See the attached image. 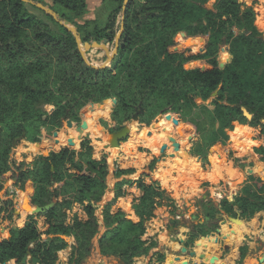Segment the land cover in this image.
<instances>
[{
  "label": "trees",
  "instance_id": "16d2710c",
  "mask_svg": "<svg viewBox=\"0 0 264 264\" xmlns=\"http://www.w3.org/2000/svg\"><path fill=\"white\" fill-rule=\"evenodd\" d=\"M31 1L43 4L41 0ZM53 1L51 9L62 21L75 26L83 47L93 43L114 45L121 30L124 0H111L115 8L104 27L94 22L79 24L87 13V0ZM206 3L207 0H130L118 57L110 67L95 69L84 61L74 35L52 16L21 0H0V179L12 171V146L24 136L36 151L51 150L26 169L24 165L17 169V182L26 191L25 200L28 204L29 198L32 207L56 201L53 209L40 215L47 219L43 230L35 216H30L23 228L13 226L8 236H0V264H21L29 255L40 264H57V253L67 248L68 237L76 241L70 264H83L90 255L92 242L100 233L95 207L107 189L108 167L105 161L94 159L88 138L77 150L62 145L54 133H65L67 121L80 125L83 113L96 104L103 102L90 117L86 116L88 125L70 130L83 137L90 134L99 138L98 113L111 114L116 99L112 117L120 126L141 109V124L149 126L164 115L171 122L183 120L193 126L201 139L193 154L205 156L204 160L213 146L226 144L234 122L260 127L264 137V38L255 25L254 11L244 10L238 0H217L215 12L207 10ZM258 23L262 30L264 19L259 18ZM181 32L208 40L205 45L193 46L197 52L189 56L172 53L170 48ZM190 42L184 41L182 46ZM191 62L198 65L187 69ZM245 110L251 119L244 115ZM169 124L159 118L151 129L161 133ZM233 146H239L238 151L246 149L243 144ZM154 147L155 143L152 151ZM253 152L256 162H264V145ZM234 161L249 175L248 183L234 203L225 198L221 207L231 218L250 221L264 211V180L251 171L253 165ZM194 168L200 172L197 164ZM134 173L119 170L116 177ZM135 183L142 192L140 200L133 204L138 224L127 220L122 212L111 214L112 205L123 196V187ZM135 183L123 180L116 184L115 200L104 210L106 232L99 240L101 254L119 258L123 264H133L135 258L147 256L156 245H147L142 238L145 224L154 218L158 206L165 202L173 216L178 210L160 184L146 185L142 179ZM75 205L84 207L89 220L66 225V212ZM200 205L215 221L220 212L214 204L200 201L197 207ZM2 214L4 221L13 222L12 200L0 205V218ZM200 215H196L197 219ZM225 223L220 218L207 226L195 225V235L187 246L196 240L220 241L224 235L230 238L236 233L234 224L228 222L227 231L222 229ZM171 224L182 226L177 220Z\"/></svg>",
  "mask_w": 264,
  "mask_h": 264
},
{
  "label": "crops",
  "instance_id": "0c3cea01",
  "mask_svg": "<svg viewBox=\"0 0 264 264\" xmlns=\"http://www.w3.org/2000/svg\"><path fill=\"white\" fill-rule=\"evenodd\" d=\"M43 5L51 8L53 7V0H41ZM87 3L90 5V0H87ZM101 4V3H100ZM95 5V4H94ZM99 7V6H98ZM88 112V111H87ZM242 126V125H239ZM77 128V126H75ZM248 126H242L243 129H246ZM251 128V127H250ZM71 128H68L67 133L69 134ZM148 130V129H147ZM132 132V128H131ZM143 132L139 133L142 134ZM159 133V132H158ZM60 134V133H59ZM156 137H158V134ZM90 135V134H87ZM86 135V136H87ZM91 136V135H90ZM137 136V135H136ZM59 138V136H58ZM57 138V141H58ZM109 139V134H107V140ZM69 140H73L69 138ZM69 140L66 145H68ZM90 140V139H89ZM75 141V140H73ZM91 141V140H90ZM105 142V141H103ZM162 141H159L160 145ZM177 143L183 146V141L177 139ZM81 144V143H80ZM108 144V143H107ZM104 145L105 151L98 152L95 145H93L91 141V146L94 150V159L97 161H101L105 155L109 157L106 150L107 146ZM146 148L142 142H133V144L128 143L125 147H120L118 149V155L123 156V162L120 171H128L134 170L135 173L131 175H125L121 178L116 177V172L108 175L106 186L107 189L105 194L102 197V200L99 204L96 205L95 217L98 220V224L100 226V233L92 242V250L90 255L85 259L83 264H123L119 258L116 257H105L101 254L99 240L106 232V228L104 225V210L105 207L111 204L115 200V186L117 183L126 180L131 181L133 183L137 182L140 179L143 180V176L149 177L150 175H145L144 169L151 163H156V153L150 150L151 155L146 153L145 151H137L136 146ZM35 146L29 142L23 141L19 146H17L14 154L16 155V159L20 162H23L25 159V155L30 156V162L27 160V164H31L37 156L36 152H39V149L36 152L31 151V146ZM65 145V146H66ZM77 147V144H76ZM75 147V148H76ZM247 148V147H246ZM260 148V147H259ZM80 149V145H79ZM248 149V148H247ZM47 149L40 150L43 154H39L40 156H48L50 151L46 152ZM110 151V150H109ZM180 151V150H179ZM178 151V152H179ZM112 153V152H111ZM181 153V152H180ZM129 154L131 156H129ZM114 156V154L112 153ZM133 156V157H132ZM132 157V158H131ZM125 158V159H124ZM127 158V159H126ZM136 158V159H135ZM107 159V158H105ZM222 159V158H221ZM127 160V161H126ZM132 161V162H131ZM138 161V162H137ZM194 161V162H192ZM197 159L193 155L189 156V162H186L187 169L189 172L187 176L182 175L180 171H178V164L172 165L174 169H166L165 167L160 172L162 175V181H158L160 188L165 191L168 197L171 199L172 203L181 209L183 206H196L200 201L212 202L220 214L217 215L215 221H211V219L206 215L205 211L202 209V205L196 207V212L187 215L185 212L179 210L176 214V217L172 215V208H169L165 202L163 205L158 206L154 211V218L151 221H148L145 224L146 233L143 236L142 240L150 245L155 243L156 245L151 249L147 256H141L139 258H135L133 264H258L259 260L264 255V211L255 215L253 219L250 221H242V225H234L235 234L231 235L228 238L224 235V238L220 241H200L196 240L195 243L191 246H187L191 236L195 235L193 233L194 226L199 225L200 222H203L205 226L214 224L218 219L223 218L225 221L232 216L222 210L221 202L225 197H222L221 189L217 187V184L222 185L224 183L223 188L226 191H229V198L226 199L230 203H234L235 198L242 191L243 187L248 183L249 175L245 173L241 168L237 167L236 164L231 165L227 161L224 160L227 167L231 169L230 174L223 171L218 178L219 172L213 166L209 172H203L202 167H199L198 172L196 171L195 162ZM131 163V164H130ZM124 165V166H123ZM131 165V166H130ZM199 166V165H198ZM158 170V168H157ZM222 170V167H221ZM219 171V170H218ZM251 171L255 172L257 176L261 177L264 180V162L257 161V163L252 166ZM141 172V173H140ZM216 172V173H215ZM214 173V174H213ZM216 176L212 181L209 175ZM159 175V173L157 174ZM171 176V178H170ZM111 177V181L109 180ZM185 179L183 181L180 180ZM172 179V180H171ZM174 179L178 180L174 181ZM166 180L167 185L164 184ZM191 180V181H190ZM194 180V181H192ZM153 181V180H151ZM150 182L144 181L147 185ZM208 183V187L206 188L207 194H202L203 189L202 185ZM142 197V192L138 189L137 184L134 185H126L123 187V196L116 200V202L111 207V214H116L117 212H122L126 215L127 220L133 222L134 224H138L140 222L139 217H137L133 204L138 202ZM29 199V198H28ZM21 200V199H20ZM23 201L16 204V212L15 217L13 218V222L6 221V229L7 233L1 237H6L9 234L10 229L13 226L18 228H23L29 216L31 215V208L29 207V202L27 204L26 200L23 198ZM235 212H238L237 207L234 208ZM26 211V215L24 216V212ZM200 213V218L197 219L196 215ZM239 214V213H238ZM66 225H72L74 221L79 220L80 222H87L89 220L84 207L81 205H75L71 210L66 212ZM196 218V219H194ZM209 219V220H208ZM35 220L38 223V227L40 230H43L46 226L47 219L40 215H35ZM173 220L180 221V227H175L171 224ZM189 221V224L187 223ZM230 225L226 221L225 226L222 228L229 231ZM1 228V226H0ZM171 228H174L172 231ZM189 233L190 237H186L185 234ZM175 239V241H174ZM227 241V242H226ZM67 248L59 253H57V264H70L74 247L76 246V241L74 237L66 238ZM184 249L186 250L184 252ZM228 250V251H227ZM200 255H204L205 259L201 260ZM161 257L163 258L160 261ZM10 264H17L16 261L9 262ZM27 264H32L30 261Z\"/></svg>",
  "mask_w": 264,
  "mask_h": 264
},
{
  "label": "rangeland",
  "instance_id": "374dc122",
  "mask_svg": "<svg viewBox=\"0 0 264 264\" xmlns=\"http://www.w3.org/2000/svg\"><path fill=\"white\" fill-rule=\"evenodd\" d=\"M238 1L243 5L244 10H246L247 8V9H252L254 11L255 25L258 28L259 32L264 35V31H263L264 27L262 28V30H260L258 27L259 18L264 19V0H238ZM216 3H217V0H207V3L206 5H204V7L207 10L215 12ZM114 8H115V5L112 3L111 0H90V5L87 3V13L84 16H82L78 22L79 24H84L86 22H94L95 25L99 27H104L107 23V20L109 18L111 11ZM120 20L121 21L123 20V14H121ZM207 40H208L207 37H190L185 32H181L178 34L175 40V46L170 48V52L186 53V55L189 56L190 54L197 52L196 50H193L194 49L193 46L205 45ZM184 41L186 42L191 41V42L189 44L187 43L188 44L187 47H184L182 46V43ZM120 43H121V40L119 42V48H120ZM119 48H118V54L114 57L112 63L115 62L116 58L119 55ZM114 49H115V45H112L110 47L106 46V47H101V48L98 47V48L91 49L86 55H87V58L90 64L92 65V68L101 67L105 65L108 62V59L110 58V56L114 53L113 52ZM112 63L110 64V66L112 65ZM197 65H198V62H191L187 64L186 68L193 69ZM102 104L103 102L99 103L98 105H102ZM96 106L97 104L93 107L92 110H89V112L85 111L83 113L84 120L82 121L80 125L72 122L74 125L73 127L75 126L80 127L83 124V122L87 121L86 116L90 117V115L92 114ZM98 114L101 117L100 119L97 120V125L99 126V134H101L99 138H93L90 135L83 137L81 133L75 130H70L69 132L73 131V133H69L68 135L65 133L59 134V138H58L59 142L65 146L69 140V137H71L73 140H75L74 141L75 144H77L76 149L79 150V145L81 143L80 140L83 141L84 139L88 138L92 141L93 145L96 146V148L98 149L97 150L98 152H103L105 151L104 145L109 143V139L107 140V136L103 134V131L106 134L113 135L114 133L119 132L123 128H127L130 130L128 139L119 143L120 147H125L124 150L126 149V146H128L127 144L130 142L131 144H133V142H139V143L142 142V144L150 150L152 149V145L154 143L156 144V147H154L155 151L153 152H157L156 153L157 162L149 164L144 169L145 175H150V176L149 177L143 176V181L150 182L151 180H153L149 184L158 183V181L163 182L162 175H160V172H162V169L164 167L169 170L174 169L172 165H176V164H178L177 165L178 171H180L182 175L187 176L186 172H189L190 170L187 169V167L185 166H186V162H189V156L191 155H193L195 159H197L195 164L199 165L198 167H202L203 172H209L212 166L214 167L212 160H216L217 170L219 169V171H217L219 172V176L217 179H219V177H221L220 174L223 171L229 174L231 172V169L227 167L224 160L234 166H235V161H234L235 159H239L240 163H245L246 165L248 164V165L254 166L257 163L256 162L257 157L255 156L253 149L262 147L264 145V137L262 135V129L260 127L250 128V126H248L246 127V129H243L242 126H245V125H242L239 122H234L232 125V130L228 132L229 135H228V138H227L228 140L226 144L213 146L207 152L206 160H204L205 156H196L193 154V150L195 149L197 143L201 141V139L198 136H196L194 127L193 126L189 127L190 125L188 126L183 120H179L178 125L176 126L173 122L169 121L171 124H169L168 127L160 133V131L156 132L152 130L151 128H153V126L156 125L157 123L156 120H158L160 116L165 118L164 115H160L156 119L152 120L151 124L148 126L147 124L140 123L141 115L144 114V109H141L135 113L131 121L126 122L120 126L113 119L112 113L110 114L108 112L107 114L105 112H99ZM239 125H242V126H239ZM131 128H132V132H131ZM64 131L66 133L68 131L67 124L64 127ZM141 132L143 133L139 134ZM155 133L158 134V137H156ZM172 139L176 143H177V139L183 141L184 144L183 146L181 145L179 152L175 151L174 142L172 141ZM23 141L25 140L17 141L16 142L17 146H19ZM159 141H162L160 142L161 143L160 145L158 144ZM234 143L246 145L248 149L246 148L245 150L238 151L240 147L239 146L234 147L233 146ZM139 145L141 144L135 145L136 150L133 151L134 153L142 150L148 153L149 155H151L150 150L141 147L142 145L141 146ZM16 149L17 147L15 148V142H14L12 146V151L9 157V164L11 165L12 171L7 173L0 179V188H1L0 189V205L5 201L12 200L14 204V217H15V212H16L15 210L16 204H19V202L23 201L22 199L23 198L25 199L24 195H26V191L22 190L21 186L17 182L18 173H19L17 172V169L23 165H24L23 166L24 169H26L27 167H29L30 165L34 163V161L40 156L39 154H43V152L40 150L39 152H36V148L35 146H33L31 151L36 152L37 156L31 164H27L26 162L27 160H29L30 162V159H31L30 156L25 155L24 161L20 162L16 159V155L14 154ZM115 149L112 148V149L106 150L107 154H109V157L105 155V157L102 159L103 161H105V164L107 165L108 171L110 172V174H112L113 172L119 171V168L121 167L122 162L124 161L123 156L118 155V150L116 153L112 151ZM111 152L114 154V156L112 155ZM129 156L131 155L129 154ZM221 167H222V170H221ZM158 173L159 175H157ZM198 174L201 175V173H198ZM215 177L211 180L216 181L217 179L214 180ZM109 180L111 181V177H109ZM180 180L183 181L185 179H182L180 177ZM174 181H178V180H174ZM164 184L167 185L166 182H164ZM221 184L222 185L217 184V187H219L218 190L221 189L220 192L222 194V197L229 198L230 196L229 191H226L223 188L224 183H221ZM28 187L29 186L26 185L25 189H27ZM206 188H210L208 187V183H205L202 185L203 195L208 193L206 192ZM28 202H29V205H31L30 199H28ZM196 207H197V204L196 206L194 204V207L193 206H183L181 209H178V207L176 206V209H178L176 211V214L179 210H181L182 212H185L187 215L190 216L191 214H194L196 212L195 210ZM176 214L174 217H176ZM32 216H35V215H32ZM5 222L6 221H4V214H2L0 218V226H1L0 231H1L2 236H4L8 232L6 229L7 227L5 225ZM187 223L189 224V221Z\"/></svg>",
  "mask_w": 264,
  "mask_h": 264
},
{
  "label": "water",
  "instance_id": "95a60500",
  "mask_svg": "<svg viewBox=\"0 0 264 264\" xmlns=\"http://www.w3.org/2000/svg\"><path fill=\"white\" fill-rule=\"evenodd\" d=\"M22 2L28 4V5H32L42 11H44L45 13H47L48 15L52 16L57 22H59L61 25L65 26L75 37L76 41H77V44L78 46L80 47V51H81V55L84 59V61L86 62L87 65L89 66H92L87 58V53L93 49V48H101V47H106L105 44H97V43H93L92 46H86V47H83L82 46V40H81V37L77 31V29L75 28V26H73L72 24H70L68 21H62L59 17V15L54 11L52 10L51 8L41 4V3H36V2H33L31 0H21ZM129 2L130 0H124V3H123V20H122V24H121V30L120 32L116 35V38H115V42H114V45H115V49H114V53L110 56V58L108 59V62L101 66V67H94V68H97V69H105L107 67L110 66V64L112 63L114 57L118 54V48H119V42L121 40V37L124 33V17H125V14L127 12V8H128V5H129ZM263 38H264V35H263ZM217 93L213 94V97H216ZM116 101L115 103V106L112 110L111 113H113V111L115 110L118 102L116 99H114ZM98 105V104H97ZM95 106V105H94ZM93 106V107H94ZM244 115L248 118V119H251L252 116H250V114H248V112L245 110L244 111ZM159 118H164L162 116H160ZM165 119L167 121H171V118H169L168 116H165ZM157 122V120H156ZM173 123L176 125H178V121L177 120H174ZM66 124L68 125V128H72L74 125L71 121H67ZM87 121L83 122V124L80 126V127H77V129H81V128H85L87 126ZM103 134L105 136H107V134L103 131ZM130 134V130L127 129V128H123L122 130H120L119 132L117 133H114L113 135H109V145L107 146V149L108 147L109 148H119V143L122 142V141H125L128 139V136ZM59 136V133L58 132H55L54 133V138H58ZM192 139V138H191ZM21 140H24V136L21 138V139H18L15 141V148L17 147V141H21ZM172 141L174 142V147H175V151H179L180 150V147L181 145H179L178 143H176L173 139ZM80 142H82L80 140ZM69 146L71 147H76V144L73 140H69V143H68ZM28 199V198H27ZM56 205V201H54L52 204H49L45 207H32L31 205H29V207L31 208V215H42V214H45L47 213L48 211H50L51 209H53ZM196 219V218H194ZM209 220V219H208ZM226 221H228L229 223H232L234 225H242V221L240 219H234V218H228ZM200 225H203L204 223L203 222H200L199 223ZM172 231H174V228H171ZM186 237H190V234L189 233H186L185 234ZM175 241V239H174ZM216 242L219 241V239L215 240ZM214 241V242H215ZM186 250L184 249V252ZM200 259L203 260L205 259V256L204 255H200ZM30 261L32 264H40L39 261L37 259H35L34 257H32L31 255H29L28 258H26L25 260L22 261L21 264H27V262ZM258 264H264V255L263 257L259 260Z\"/></svg>",
  "mask_w": 264,
  "mask_h": 264
},
{
  "label": "bare ground",
  "instance_id": "6f19581e",
  "mask_svg": "<svg viewBox=\"0 0 264 264\" xmlns=\"http://www.w3.org/2000/svg\"><path fill=\"white\" fill-rule=\"evenodd\" d=\"M70 133H73V131H71ZM71 135H72V134H71ZM69 138H71V137H69ZM108 144H109V143H108ZM108 149H112V148H109V147H108ZM114 149H115V148H114ZM117 150H118V149H115V150H112V151L116 153ZM216 157H217V155H216ZM131 158H132V157H131ZM124 159H125V158H124ZM126 159H127V158H126ZM135 159H136V158H135ZM126 161H127V160H126ZM212 161H213V164H214V168L217 169V167H216V165H217L216 160H212ZM131 162H132V161H131ZM137 162H138V161H137ZM130 164H131V163H130ZM213 164H212V165H213ZM123 166H124V165H123ZM130 166H131V165H130ZM218 170H219V169H218ZM218 170H217V171H218ZM215 173H216V172H215ZM213 174H214V173H213ZM214 177H215V176H213V175L210 174V177H209V178H210V179H213ZM174 180H175V179H174ZM176 180H177V179H176ZM164 181H165V180H164ZM166 181H168V180H166ZM166 181H165V182H166ZM177 182H178V181H177ZM166 183H167V182H166ZM23 215H24V216L26 215V211L24 212Z\"/></svg>",
  "mask_w": 264,
  "mask_h": 264
}]
</instances>
